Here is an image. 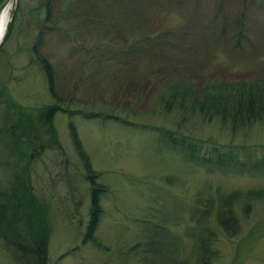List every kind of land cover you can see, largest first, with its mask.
Instances as JSON below:
<instances>
[{
	"label": "rangeland",
	"instance_id": "obj_1",
	"mask_svg": "<svg viewBox=\"0 0 264 264\" xmlns=\"http://www.w3.org/2000/svg\"><path fill=\"white\" fill-rule=\"evenodd\" d=\"M9 13L0 43V190L14 183L19 155L5 130L13 114L7 102L22 110L15 114L55 102L99 116L57 112L54 139L41 122L29 133L37 153L26 169L46 206V264L195 262L196 197L264 190V173L251 168L264 156V120L231 132L217 117L205 120L191 106L167 111L163 101L175 84L190 86L194 99L206 82L264 76V0H17ZM39 58L50 66L58 101ZM109 114L136 127L102 119ZM69 120L105 186L91 236L89 184ZM157 128L198 143L205 157H213L212 146L228 147L229 164L242 163L244 171H207L184 160ZM40 143L46 145L38 151ZM234 210L239 231H216L211 264H264V193L242 195ZM6 239L0 264H21L13 256L15 235Z\"/></svg>",
	"mask_w": 264,
	"mask_h": 264
},
{
	"label": "trees",
	"instance_id": "obj_2",
	"mask_svg": "<svg viewBox=\"0 0 264 264\" xmlns=\"http://www.w3.org/2000/svg\"><path fill=\"white\" fill-rule=\"evenodd\" d=\"M1 1V0H0ZM48 15V12H47ZM11 28V23L9 24ZM7 37V36H6ZM6 39V38H5ZM38 63L46 77L48 91L54 101H58L53 93L52 72L50 66L43 59L39 58ZM170 94L166 101H163V108L170 111L173 108L183 109L191 106L203 119L211 120L213 117L220 119L222 124H228L231 132L254 122L264 120V76L250 78L239 82H206L201 86L199 94L194 99H189L187 95L190 92V86L175 84L172 86ZM7 109L22 110L12 101L6 103ZM57 112L82 115V117L97 118V114H83L80 111L61 108L57 103L44 105L41 108L30 109L27 112V122L32 127L41 122L45 125V132L51 139L55 137V128L52 125V117ZM99 117V116H98ZM110 118L116 122L130 127H136L121 116L109 114L102 119ZM21 120V116L18 118ZM69 135L75 151L85 170L84 179L89 184V208L88 222L86 226V236H91L98 221L101 212L99 197L105 191V186L96 181L97 173L91 169L89 157L83 149L77 136L75 126L71 120L67 122ZM160 136H163L172 150L178 152L184 160L194 162L209 167L219 166L220 172H243L244 164L238 163V167H231L229 160L232 157L231 150L228 147L212 146L210 153L213 157H205L199 154L200 146L198 143L186 141L184 136H175L174 132L163 128L156 129ZM247 165V164H246ZM252 166V167H251ZM250 167H254L264 173V156L253 160ZM211 171V170H210ZM264 193V190H249L245 193L231 191L222 195H207L205 198L196 197V210L192 213V218L199 232L195 234L194 246L196 250V260L192 264H211L214 253L211 245L215 240V233L222 232L224 235H234L239 231L236 213L234 210L235 202L242 196L258 197ZM0 198L6 201L7 205L0 206V238L4 242L6 239L15 235L13 245L16 247L13 256L21 264H46V245L48 239V226L46 223V206L39 201L33 194L31 185L26 179L15 177L14 183L8 192L0 191ZM247 206V205H246ZM245 206V207H246ZM195 207V206H194ZM213 214V225L208 222L209 213ZM196 214V215H195ZM1 222L6 223L8 228H1ZM6 240V241H5ZM6 242V243H7ZM172 263V261H171ZM172 264H186L176 262Z\"/></svg>",
	"mask_w": 264,
	"mask_h": 264
},
{
	"label": "flooded vegetation",
	"instance_id": "obj_3",
	"mask_svg": "<svg viewBox=\"0 0 264 264\" xmlns=\"http://www.w3.org/2000/svg\"><path fill=\"white\" fill-rule=\"evenodd\" d=\"M8 110V109H7ZM10 112L13 111L10 125L6 130L7 134L10 138V147L11 150H16L17 153L19 152L18 156H15V162L11 165V168L13 170V176L21 178L23 176L25 180V176L27 181L29 182V175L27 171V163H29L31 157L36 154V148L33 146L34 139L32 140L31 137H29V133L37 128V125L35 128H32L28 122H27V115L23 113H14V110H9ZM19 116H21V120H19ZM44 125V124H43ZM45 126V125H44ZM52 140V139H51ZM43 145H46L45 143H40L38 145V151L42 150ZM30 184V182H29ZM1 191V190H0ZM3 192V191H1ZM7 205L6 201L3 199H0V206ZM3 212V206L1 207ZM0 212V213H1Z\"/></svg>",
	"mask_w": 264,
	"mask_h": 264
},
{
	"label": "bare ground",
	"instance_id": "obj_4",
	"mask_svg": "<svg viewBox=\"0 0 264 264\" xmlns=\"http://www.w3.org/2000/svg\"><path fill=\"white\" fill-rule=\"evenodd\" d=\"M12 3H8L1 11L0 13V38L2 39L5 31H6V27L8 25V21H9V17H10V8H11Z\"/></svg>",
	"mask_w": 264,
	"mask_h": 264
},
{
	"label": "water",
	"instance_id": "obj_5",
	"mask_svg": "<svg viewBox=\"0 0 264 264\" xmlns=\"http://www.w3.org/2000/svg\"><path fill=\"white\" fill-rule=\"evenodd\" d=\"M17 0H1L0 1V13L2 11V9L8 4V3H12V2H16ZM13 12V9H12ZM9 22V21H8ZM8 29V25L6 27V31ZM2 39L0 38V43H1Z\"/></svg>",
	"mask_w": 264,
	"mask_h": 264
}]
</instances>
